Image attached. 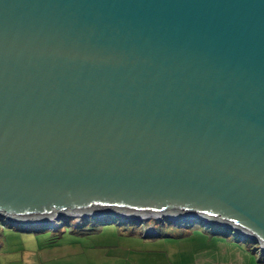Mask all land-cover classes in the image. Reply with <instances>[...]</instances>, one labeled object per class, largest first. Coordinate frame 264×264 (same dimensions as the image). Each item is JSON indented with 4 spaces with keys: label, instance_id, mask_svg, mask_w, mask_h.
Wrapping results in <instances>:
<instances>
[{
    "label": "water",
    "instance_id": "1",
    "mask_svg": "<svg viewBox=\"0 0 264 264\" xmlns=\"http://www.w3.org/2000/svg\"><path fill=\"white\" fill-rule=\"evenodd\" d=\"M98 215L264 254V0H0V219Z\"/></svg>",
    "mask_w": 264,
    "mask_h": 264
},
{
    "label": "crops",
    "instance_id": "2",
    "mask_svg": "<svg viewBox=\"0 0 264 264\" xmlns=\"http://www.w3.org/2000/svg\"><path fill=\"white\" fill-rule=\"evenodd\" d=\"M119 237L116 242L111 241L116 243L112 245L111 242L87 243L88 236L75 235L54 244L49 238L41 240L27 236V240H31L29 248L14 252L0 250V264H264L260 259L255 261L232 240L216 235L195 232L190 238L171 240L162 237L163 241L157 240L160 237L143 236V243L120 240Z\"/></svg>",
    "mask_w": 264,
    "mask_h": 264
},
{
    "label": "rangeland",
    "instance_id": "3",
    "mask_svg": "<svg viewBox=\"0 0 264 264\" xmlns=\"http://www.w3.org/2000/svg\"><path fill=\"white\" fill-rule=\"evenodd\" d=\"M75 222L79 223L78 220L79 218H74ZM74 220H70L69 223L70 225H74L75 222ZM151 220V219H150ZM150 220L146 221L149 222ZM98 222H95L91 220V224L93 226H97L100 229L99 234H92L88 236L87 243H102L106 244L107 242H116V239L121 235L120 240H128L131 239V241H141L142 243L145 241L143 239V236L146 233H149L151 231L150 228H148L149 225H153L155 227V230L161 235L164 236L163 238L165 239H171V240H178V239H185V238H190L192 236V233H200V234H207V235H212V236H221L222 238L232 240L233 242L236 243V245H240L245 251H247L251 256L254 257L255 261L257 259L262 258L264 261V255L260 254L258 251L259 246L256 243H253L249 240H242L240 242H237L236 236L232 233L230 236L228 235V230L225 229L224 227H220L217 225L208 227V226H203L200 223H195L194 225L191 226L185 225V222L182 223L181 227H178L174 223H169L165 221H150L148 224L143 223V224H136V223H122L121 221H117L114 223H110L109 219L106 217H102ZM56 221H52L49 224L54 225ZM58 226H61L62 223L58 222ZM67 227V226H63ZM41 229L42 232L40 233H28L25 232L24 230L27 231H35ZM65 234H62L61 237L57 238L58 242H65V240H69L70 238H73V234L69 233L68 228H64ZM132 232L136 233L137 237L135 236H128ZM54 232L52 229L47 228L45 225H39V224H31V225H11L4 220L0 219V250H9V251H19V249L23 247H28L31 245V240L28 241L26 238L27 236H36L39 239H47V238H52L54 237ZM123 235H126L127 237H124ZM63 237V239H62ZM162 237H160L157 240L163 241ZM31 239V238H29ZM140 239V240H139ZM28 241V242H27ZM110 243L112 245H116V243ZM181 245V244H179ZM121 246V245H120ZM179 247V246H178ZM192 250V249H191Z\"/></svg>",
    "mask_w": 264,
    "mask_h": 264
},
{
    "label": "trees",
    "instance_id": "4",
    "mask_svg": "<svg viewBox=\"0 0 264 264\" xmlns=\"http://www.w3.org/2000/svg\"><path fill=\"white\" fill-rule=\"evenodd\" d=\"M102 217L108 218L110 223H114V222H117V221H121L122 223H127V222L136 223L135 221L126 220V218L120 217V216H117V215H98V216H86V217H83V218H79V220H78L79 223L75 222L74 217H67V218L61 219L60 221H56V223L54 225H51V224H39V225H45L47 228H50V229L53 230V232L55 233L54 237L49 238V241H50L51 244H54L57 241V238L61 237L62 234H65L64 228H68L69 229V233L73 234L74 236L76 235V236H80V237H87L89 235L99 233L100 229L97 226H93V224H91L90 222H91V220H93L95 222L100 223L99 221H100V219ZM70 220H74L75 224L73 226L70 225V223H69ZM150 221H154V220H150ZM157 221H161V220H156V222ZM58 222H61L62 225L58 226L57 225ZM149 222H141L140 224H143V223H147L148 224ZM165 222H168V221H165ZM184 222H185L186 226H188L190 224L192 226V225L195 224V222H193L192 220H188V219L175 220L173 222L170 221L169 223H174L178 227H181L182 223H184ZM100 224H104V223H100ZM136 224H138V223H136ZM11 225L13 226V224H11ZM63 226H67V227H63ZM148 228L152 229L155 232V234L149 235V234L146 233L144 236H148V237H164V236H161L155 230V227L153 225H149ZM24 231L25 232H31V233H40V232H42L41 229H38V230H35V231H32V230H30V231L24 230ZM132 233H134V232H132ZM226 236H230L229 232H228V235H226ZM235 239H237V242H240V239L238 237H236ZM0 247H1V245H0ZM260 261L264 262L262 260V258H260Z\"/></svg>",
    "mask_w": 264,
    "mask_h": 264
},
{
    "label": "built area",
    "instance_id": "5",
    "mask_svg": "<svg viewBox=\"0 0 264 264\" xmlns=\"http://www.w3.org/2000/svg\"><path fill=\"white\" fill-rule=\"evenodd\" d=\"M147 234L153 235V234H155V232L151 229V231H149V233H147ZM258 251L260 252V254L264 255L259 249H258Z\"/></svg>",
    "mask_w": 264,
    "mask_h": 264
},
{
    "label": "bare ground",
    "instance_id": "6",
    "mask_svg": "<svg viewBox=\"0 0 264 264\" xmlns=\"http://www.w3.org/2000/svg\"><path fill=\"white\" fill-rule=\"evenodd\" d=\"M229 232V231H228ZM230 235L232 234V232L229 233Z\"/></svg>",
    "mask_w": 264,
    "mask_h": 264
}]
</instances>
